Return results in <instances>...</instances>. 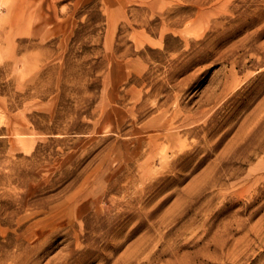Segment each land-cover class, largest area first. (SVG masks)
I'll return each mask as SVG.
<instances>
[{
    "label": "rangeland",
    "instance_id": "rangeland-1",
    "mask_svg": "<svg viewBox=\"0 0 264 264\" xmlns=\"http://www.w3.org/2000/svg\"><path fill=\"white\" fill-rule=\"evenodd\" d=\"M0 264H264V0H0Z\"/></svg>",
    "mask_w": 264,
    "mask_h": 264
}]
</instances>
